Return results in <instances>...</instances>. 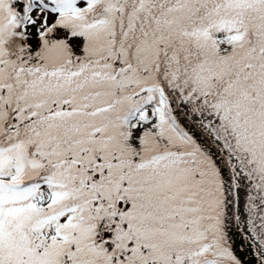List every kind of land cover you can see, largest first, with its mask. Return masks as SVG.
Returning <instances> with one entry per match:
<instances>
[{"label":"snow or ice","instance_id":"1","mask_svg":"<svg viewBox=\"0 0 264 264\" xmlns=\"http://www.w3.org/2000/svg\"><path fill=\"white\" fill-rule=\"evenodd\" d=\"M0 264H264V0H0Z\"/></svg>","mask_w":264,"mask_h":264}]
</instances>
